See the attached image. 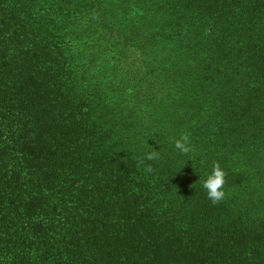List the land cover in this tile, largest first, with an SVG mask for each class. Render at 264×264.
I'll return each mask as SVG.
<instances>
[{"label":"trees","instance_id":"obj_1","mask_svg":"<svg viewBox=\"0 0 264 264\" xmlns=\"http://www.w3.org/2000/svg\"><path fill=\"white\" fill-rule=\"evenodd\" d=\"M0 264H264V0H0Z\"/></svg>","mask_w":264,"mask_h":264},{"label":"clouds","instance_id":"obj_2","mask_svg":"<svg viewBox=\"0 0 264 264\" xmlns=\"http://www.w3.org/2000/svg\"><path fill=\"white\" fill-rule=\"evenodd\" d=\"M174 147L182 153H188L191 151L188 134H182L178 139L174 141ZM159 158V154L156 152L145 153L143 157L139 158L137 162L138 167H143L145 173L153 172L151 164H145V161H154ZM226 173L220 167L218 163H214L212 171L202 182V187L206 190L207 198L213 204H219L225 197L223 186L225 184Z\"/></svg>","mask_w":264,"mask_h":264}]
</instances>
